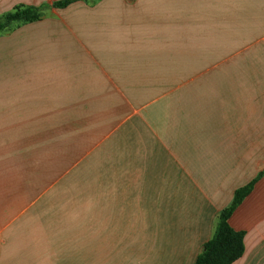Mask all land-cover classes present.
<instances>
[{
  "label": "crops",
  "instance_id": "0c3cea01",
  "mask_svg": "<svg viewBox=\"0 0 264 264\" xmlns=\"http://www.w3.org/2000/svg\"><path fill=\"white\" fill-rule=\"evenodd\" d=\"M0 0V264H194L264 172V0ZM264 264V177L229 219Z\"/></svg>",
  "mask_w": 264,
  "mask_h": 264
},
{
  "label": "trees",
  "instance_id": "16d2710c",
  "mask_svg": "<svg viewBox=\"0 0 264 264\" xmlns=\"http://www.w3.org/2000/svg\"><path fill=\"white\" fill-rule=\"evenodd\" d=\"M89 0H62L53 3L55 9H63L76 2ZM45 7L17 6L11 12L0 16V34L10 30L14 25L28 24L40 20ZM264 177V172L259 173L252 181L234 191L230 204L218 212L211 238L203 245L201 253L194 264H233L243 256L244 233L233 230L229 219L250 194L255 183Z\"/></svg>",
  "mask_w": 264,
  "mask_h": 264
}]
</instances>
